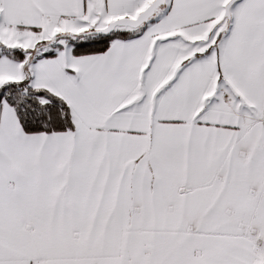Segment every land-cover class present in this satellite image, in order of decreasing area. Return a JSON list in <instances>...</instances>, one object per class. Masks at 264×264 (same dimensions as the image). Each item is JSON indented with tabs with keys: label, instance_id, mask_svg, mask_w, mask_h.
<instances>
[{
	"label": "snow or ice",
	"instance_id": "obj_1",
	"mask_svg": "<svg viewBox=\"0 0 264 264\" xmlns=\"http://www.w3.org/2000/svg\"><path fill=\"white\" fill-rule=\"evenodd\" d=\"M0 264H264V0H0Z\"/></svg>",
	"mask_w": 264,
	"mask_h": 264
}]
</instances>
